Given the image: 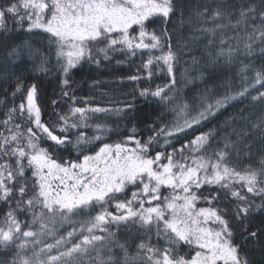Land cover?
<instances>
[{
    "label": "snow or ice",
    "instance_id": "obj_1",
    "mask_svg": "<svg viewBox=\"0 0 264 264\" xmlns=\"http://www.w3.org/2000/svg\"><path fill=\"white\" fill-rule=\"evenodd\" d=\"M0 49V71L27 57L60 85L48 121L35 82L16 76L11 103L0 100V264H256L237 237L258 241L251 220L264 213V152L252 155L254 137L264 144V0H0ZM137 56L146 75L126 79L149 81L139 97L161 109L147 139L135 94L79 106L71 87L85 63ZM181 61L180 80L203 85L194 101ZM226 71L240 83L221 94ZM121 121L127 134L107 142Z\"/></svg>",
    "mask_w": 264,
    "mask_h": 264
},
{
    "label": "trees",
    "instance_id": "obj_2",
    "mask_svg": "<svg viewBox=\"0 0 264 264\" xmlns=\"http://www.w3.org/2000/svg\"><path fill=\"white\" fill-rule=\"evenodd\" d=\"M204 0H185V6L191 4L195 7L198 3H202ZM211 2V0H208ZM11 23V21H9ZM187 35V33H185ZM24 37L23 33H12V40L9 43H20ZM38 44L39 42L36 41ZM6 58V52L3 49H0V67L3 66ZM117 59H124L120 54H116ZM146 59V56H145ZM184 60H187V57H184ZM10 68L8 71H0V100L7 99L8 103H11V92L14 90V84L16 76H20L27 84L37 83L39 85V104L43 109L42 118L45 121L49 120L50 113L52 112L51 100L55 98L60 99V85L59 81L56 78V74L52 73L45 75L44 73L34 72L33 61L27 57L22 60L15 62L10 61ZM141 58L139 56L135 57L133 60H130L125 64H117L116 59H113L111 62L102 61L99 68L95 64L85 63L81 68L74 70L72 75V88L74 89L75 95L78 98L77 104L83 106L86 98H90V103L92 105H103L110 106V101L112 99L116 100H132L133 94L136 96V106L138 111L135 113L136 120L134 121L139 129L138 136L142 139H147L151 134L152 129L148 127L149 123H156L159 125V120L157 119L161 115L160 106L156 103H149L143 98L139 97L138 88L146 87L149 85V81L142 79L139 82H131L126 79L128 75L139 72L141 75H146L143 68L140 67ZM259 66V61H257ZM184 62L181 61L177 65V78L180 81V88L182 89V94H187V98L190 100H195V97L199 94V91L203 89V85L197 82L194 85H185L183 80H180V73L184 72ZM15 73V75H13ZM125 78L123 83L120 82L119 78ZM235 78L236 86H239V78L236 77L235 71L225 72L223 75L219 76L213 81L216 88L222 94L224 92V83L230 78ZM168 80L166 71L164 73H158L154 75L151 87L155 88L157 84H164ZM97 81L98 83H93ZM211 86V85H210ZM7 89V91H5ZM151 99V98H150ZM19 103V99L16 101ZM242 105H238L236 108H229L227 112L224 113V116L220 117L223 119L225 116L229 115L232 112L238 110ZM60 108L64 111H67L68 104L61 103ZM3 106H0V112H2ZM168 120L171 121L173 116L171 113H167ZM55 119V117H53ZM116 117H110L109 123L112 127H115V124L112 121H115ZM216 121H213L215 123ZM131 124H125L124 121L120 122V135L111 134L108 138L109 143H114L117 140L122 138V135L127 134L126 128L130 127ZM212 125L209 124L208 127ZM207 131V128L201 129ZM87 134H92V129L84 130ZM183 137L179 141H174L177 147L183 143ZM255 141L253 146L252 155L255 159L259 160V154L264 152V144H260L257 138H253ZM171 151V148L168 149ZM259 202V200H257ZM2 210V209H0ZM115 211L114 209H112ZM23 218V217H22ZM65 227H68L65 225ZM251 230L258 231L260 233L259 240H253L249 238L247 243H244L242 240L237 237V243L242 244L241 254L246 256V258L253 260L256 264H264V213H255L253 219L251 220ZM63 231V229H61ZM162 243V242H161ZM134 251V249H133ZM5 259L3 250H0V260Z\"/></svg>",
    "mask_w": 264,
    "mask_h": 264
}]
</instances>
